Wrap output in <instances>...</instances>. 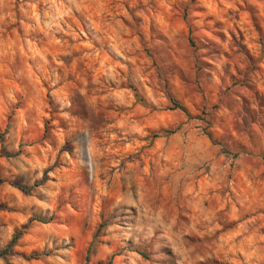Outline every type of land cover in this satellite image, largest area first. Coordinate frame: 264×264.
Listing matches in <instances>:
<instances>
[{"label":"rangeland","instance_id":"374dc122","mask_svg":"<svg viewBox=\"0 0 264 264\" xmlns=\"http://www.w3.org/2000/svg\"><path fill=\"white\" fill-rule=\"evenodd\" d=\"M16 233L0 264H264V0H0Z\"/></svg>","mask_w":264,"mask_h":264},{"label":"trees","instance_id":"16d2710c","mask_svg":"<svg viewBox=\"0 0 264 264\" xmlns=\"http://www.w3.org/2000/svg\"><path fill=\"white\" fill-rule=\"evenodd\" d=\"M170 101H171V103H172V105H173V108H175V109H179V110H181L183 113H185L186 115H189L188 110L186 109V107H185L184 105H182L181 103L177 102V101L174 100L173 98H170ZM172 132H173V130H170V129L164 130V134H170V133H172ZM159 133H160V132H155V133L153 134V137H158V136H159ZM208 135H209V134H208ZM18 187H19V186H18ZM19 188L22 189L21 187H19ZM17 237H18V233H16V234L12 237V239H11L9 245H7L6 248H4L3 250L0 251V256H4V255L6 254V252L10 251V245H11V244L17 239ZM108 263H109V262H108ZM98 264H103V263H102V262H99Z\"/></svg>","mask_w":264,"mask_h":264}]
</instances>
